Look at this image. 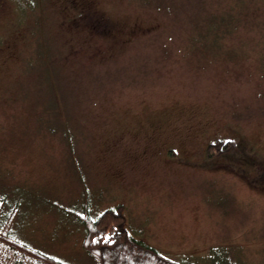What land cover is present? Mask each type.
<instances>
[{
  "label": "rangeland",
  "instance_id": "obj_1",
  "mask_svg": "<svg viewBox=\"0 0 264 264\" xmlns=\"http://www.w3.org/2000/svg\"><path fill=\"white\" fill-rule=\"evenodd\" d=\"M0 205L63 264L118 207L177 263L264 264V0H0Z\"/></svg>",
  "mask_w": 264,
  "mask_h": 264
},
{
  "label": "trees",
  "instance_id": "obj_2",
  "mask_svg": "<svg viewBox=\"0 0 264 264\" xmlns=\"http://www.w3.org/2000/svg\"><path fill=\"white\" fill-rule=\"evenodd\" d=\"M228 18L232 20L229 16ZM236 20L241 22L242 19ZM233 145L231 141H217L208 147L207 158L212 159L228 152ZM83 222L85 235L82 246L96 264H181L166 258L155 248L134 238L126 227V218L121 207L107 209L93 220L84 218ZM0 244L26 259L33 260L35 264H63L3 235H0Z\"/></svg>",
  "mask_w": 264,
  "mask_h": 264
}]
</instances>
